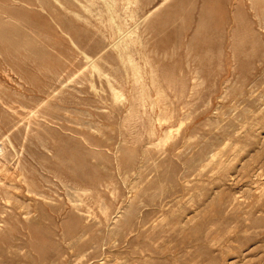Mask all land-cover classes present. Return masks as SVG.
<instances>
[{"label": "rangeland", "instance_id": "obj_1", "mask_svg": "<svg viewBox=\"0 0 264 264\" xmlns=\"http://www.w3.org/2000/svg\"><path fill=\"white\" fill-rule=\"evenodd\" d=\"M25 1L0 0V264H264V0Z\"/></svg>", "mask_w": 264, "mask_h": 264}, {"label": "bare ground", "instance_id": "obj_2", "mask_svg": "<svg viewBox=\"0 0 264 264\" xmlns=\"http://www.w3.org/2000/svg\"><path fill=\"white\" fill-rule=\"evenodd\" d=\"M73 0H54V1H51V0H34V1H25L28 5L29 4H39V6L41 5L44 9H46L45 7H46V5L47 4H52V8L53 9H55V10H62V9H66L67 8V4L69 5V7L71 6V2H72ZM78 2H82L83 0H77ZM91 1V0H90ZM131 0H128V2H130ZM75 2V1H74ZM44 3H45V7L43 6L44 5ZM76 3V2H75ZM74 3V4H75ZM31 5H30V7H31ZM24 6V5H23ZM18 7L20 8V9H27V8H22L21 7V5L19 6L18 5ZM29 7V6H28ZM29 7V8H30ZM73 7H74V5H73ZM38 8V7H37ZM118 6L117 5H115V7L113 8V9H110V7H109V5H108V10H106V13H107V15H108V22H109V25H105V27H106V34L108 35V37H106V39H108V41H109V43L112 45V47L113 48H115V49H118L119 50V53H120V57H121V60H122V62L123 63H125V64H127V65H129L131 68H132V71H133V76L135 77V80L136 81H134V82H137V81H141V80H144L145 79V75L146 74H144V71L146 70L147 71V69L149 68L150 69V73H151V81H152V79H153V82H154V85L155 84H157L158 82H156L155 80H156V77H155V73H156V70H155V68L156 67H154L153 66V64L151 63V61H150V59L148 58V56L146 55V53L145 52H143V51H140V49H138V48H136L135 46H139V45H141V44H143L142 43V40H141V37L139 36V35H134V33H136V31L133 29V28H130L129 26H127V22H126V17L128 16V17H133V14H134V10L133 9H131L128 13H127V15H125V16H120V15H118V17L115 15V12H117L118 11ZM34 9V8H33ZM28 11H30V16L32 15V16H35L36 15V13L37 12H35V11H33L32 9H28ZM40 11V10H39ZM46 11L48 12V16H52V17H55V15H54V13L49 9V10H47L46 9ZM45 11V12H46ZM0 12L2 13V14H4V16H8V17H15L16 16V12H15V10L13 9V8H8V9H2L1 7H0ZM43 12V11H42ZM42 12H40V13H42ZM45 12H43V14L42 15H44V13ZM39 13H37V15H38ZM36 15V16H37ZM39 15H41V14H39ZM38 15V16H39ZM45 15H46V13H45ZM28 17H30L29 15H27ZM40 17V16H39ZM44 17H47V16H44ZM117 17V18H116ZM17 18V17H16ZM31 18V17H30ZM42 18V17H41ZM25 19V18H24ZM30 20V19H29ZM33 20V19H32ZM31 20V21H32ZM36 21V20H35ZM35 21H33V22H35ZM37 21H38V19H37ZM24 22H25V20H24ZM28 23V22H27ZM35 23H37V22H35ZM34 23V24H35ZM58 24H59V26L62 28V29H65L66 27H68V25L64 22V21H58ZM30 25V28H32V25L31 24H29ZM28 25V26H29ZM39 25V24H38ZM27 26V25H26ZM35 26H36V24H35ZM34 27V26H33ZM29 28V27H28ZM37 28V27H36ZM37 29H39V28H37ZM28 30V29H27ZM32 31H33V29H31ZM39 31V30H38ZM35 32V31H34ZM120 33L121 35H120V37L117 39V33ZM107 46V43H103V44H101V45H97L96 46V54L98 53V52H100L102 49H104L105 47ZM144 50V49H143ZM135 52H140L141 54H140V58L142 59L143 58V60H144V63H145V65H143L142 63H141V61L139 60H137V58L135 59L134 58V53ZM148 54H149V52H148ZM96 61H97V59H96ZM96 70H97V72H100V70H101V67H100V65L96 62ZM130 72V71H129ZM123 76V75H122ZM157 76V75H156ZM150 80H149V82H151ZM144 82V81H143ZM156 82V83H155ZM134 84V83H133ZM141 84H142V81H141ZM145 84V83H144ZM143 84V85H144ZM147 84V83H146ZM153 85V86H154ZM158 85H159V83H158ZM142 86V85H141ZM140 86V87H141ZM151 87H152V85H151ZM156 86H154V88H155ZM162 87V86H161ZM146 88V87H145ZM144 88V89H145ZM153 88V87H152ZM157 88V87H156ZM163 89V88H162ZM140 91V90H139ZM116 92V91H115ZM143 95V94H142ZM151 95H153V94H151ZM157 95H159V94H157ZM161 95V94H160ZM143 96H141V98H142ZM155 97V96H154ZM153 97V98H154ZM152 99V98H151ZM148 100V99H147ZM155 100V99H154ZM153 101V100H152ZM157 101V100H156ZM161 102V101H160ZM155 103V102H154ZM159 103V102H158ZM152 105V104H151ZM158 105V104H157ZM156 105V106H157ZM161 106V105H160ZM164 108V107H163ZM164 110V109H163ZM153 131V130H152ZM167 133V132H166ZM166 135H163V136H161V137H159V140H162L163 141V139H165L164 137H165ZM1 139V138H0ZM92 145V144H91ZM5 151H6V149H5V147H0V156H5L4 154H5ZM7 155V154H6ZM6 159V158H5ZM8 159V158H7ZM18 165V164H17ZM4 170H6V167H4V166H2V167H0V182H5L7 179H9V183H11V184H13V183H17L18 184V182L16 181V179H15V175H13V172H9V170L8 171H5V173H4ZM21 174V173H20ZM22 176V175H21ZM24 179V178H23ZM7 184V183H6ZM0 186H1V184H0ZM29 189L31 190V187H29Z\"/></svg>", "mask_w": 264, "mask_h": 264}]
</instances>
